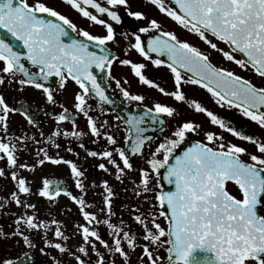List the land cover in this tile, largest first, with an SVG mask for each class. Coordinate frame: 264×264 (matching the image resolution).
<instances>
[{
  "label": "snow or ice",
  "instance_id": "snow-or-ice-1",
  "mask_svg": "<svg viewBox=\"0 0 264 264\" xmlns=\"http://www.w3.org/2000/svg\"><path fill=\"white\" fill-rule=\"evenodd\" d=\"M63 2L83 18L103 26L105 34L93 35L89 31L78 29L72 20L47 6L42 0H33L31 4L28 0H0V30L7 34L0 36V86L6 81L9 85H28L42 90L47 101L55 104L53 89L45 86L42 81L57 77L61 89L69 79L74 81L80 89L74 95V107L87 118L91 135L97 138L103 136L107 144L116 146L117 139L113 135L101 133L96 121L89 115L91 108L87 106L86 98L93 96L100 102L112 103L98 79L96 70L109 79H115L111 76V69L118 57L112 54L108 45L118 44L119 39L113 24L108 21L120 25L122 16L119 9L123 7L127 16L136 21L147 20L148 25L121 32L120 39L126 41L128 50H134L141 60L133 62L123 59L119 60V63L129 66L139 83L156 89L177 102L187 103L195 112L204 113L211 124L218 125L254 149L250 152L244 146L224 142L223 136L205 132L204 138L208 143L197 141L182 154H177L187 135L198 133L201 129V125L186 121L175 128L171 137H166L159 143L150 158L145 161L147 168L134 169L132 157H143L149 142L153 140L152 136L145 135L148 130L144 127L146 122L163 126L165 121L161 117H173L176 109L157 102L146 108L142 115H130L125 121L128 125L125 147L116 146L102 152L88 151L87 154L104 159L108 165L115 168L117 181L122 182L121 178L127 172H139V183L134 182L135 188L138 189L135 194L143 195L145 201L150 199V207L155 210L133 217L142 228L144 243L137 244L136 237L129 231H124L122 227L110 223L109 219H104L102 223L110 230L113 243L110 245L104 240L94 227L77 225L83 240V246L79 247L78 252L87 257L86 246H89L97 257L96 264H105L104 256L96 251V244L92 239L94 238L109 253L119 254L124 264H129L130 260V254L124 247L125 242L127 248L132 251L137 247L141 248L140 264H264V140H258L232 128L225 120L195 100L188 103L182 91L185 84L199 85L215 98L216 104L237 109L264 130V0H149L160 13L170 17L189 32L195 33L212 50L221 52L225 59L234 61L241 69L254 70L261 78L260 85L230 70L214 66L208 54L179 40L172 32L163 31L157 20H149L142 12L131 11L129 0H104L103 4L100 0ZM69 30L83 39L73 38ZM149 33L153 35L145 45L141 34ZM209 35L217 42L209 39ZM130 36L132 40H129ZM218 43L228 46L231 52L218 47ZM21 46L26 52L17 50ZM93 46L98 52L91 50ZM153 53L160 57L166 56L170 61L166 66L174 79V90L171 92L144 74L143 70L149 63L157 67L164 64L163 60L154 59ZM234 54H239L241 58L236 59ZM25 61L36 71L26 67ZM181 70L191 75L185 78ZM125 83L128 81L125 80ZM115 84L126 101L144 102L143 95L131 94L121 86L120 80H115ZM60 107L63 111L55 117L57 124L71 119L68 109L62 104ZM17 111L19 109L9 106L4 95L0 93V132L3 133V136H0V161H6L7 167L11 169V180L16 188L10 193V198L0 203V208L7 207L11 202L25 210L16 216L13 221L15 227L11 233H5L0 227V239L19 237L17 244L22 240L25 246L34 248L35 244L25 234V230L37 231L42 233L45 247L71 255L76 264H91L90 260L71 252L64 243H54L47 239L53 226V235L57 240L66 242L68 237L61 230L60 221L38 219L37 205L20 198V194L28 197L33 195V192L30 182L21 177L18 170L35 171V168L19 162L18 153L24 148H18L17 141L21 145H25L26 140L37 144L39 141H36L35 137L9 134L10 115ZM25 118L29 124L33 123L26 114ZM72 123L73 131H61L57 128L47 137L45 143L59 149L60 144L56 137L79 139L83 133L75 130V120ZM106 124L107 121H104L101 126ZM79 146L84 147L83 144ZM66 150L73 152L71 146ZM36 155L40 157V166L46 161L53 165H67L75 180V187L81 193L85 192L80 179L84 173L75 163L63 158H53L43 147L36 149ZM114 155L118 156L120 163ZM245 156L247 160L243 159ZM98 167L104 172L109 170L105 163H100ZM5 174V169L0 168V177ZM153 178L156 180L154 187L150 186ZM161 180L172 186V190L165 191ZM103 188L106 193L105 208L101 211L111 217L114 215L112 198L116 194L107 181L103 182ZM34 194L46 199L50 204L61 195L69 197L78 205L87 225L101 223L94 213L86 211L90 205L86 204L82 196H74L62 188L58 181L42 178L40 187ZM29 209L33 214H28ZM133 211L139 212V208H134ZM159 218L166 221V227L161 226ZM45 247H42L40 252L47 255ZM160 249L164 250L166 256L158 254ZM26 260L30 261L28 253L17 259L5 258L0 264H25ZM52 260L53 264H61L56 257H52ZM112 264H115V261H112Z\"/></svg>",
  "mask_w": 264,
  "mask_h": 264
},
{
  "label": "flooded vegetation",
  "instance_id": "flooded-vegetation-1",
  "mask_svg": "<svg viewBox=\"0 0 264 264\" xmlns=\"http://www.w3.org/2000/svg\"><path fill=\"white\" fill-rule=\"evenodd\" d=\"M28 2L31 4L33 3V0H28ZM42 2L67 16L73 21V23L76 24L78 29L89 31L93 35L105 34L103 26L95 25L93 22L83 18L69 5L65 4L63 0H42ZM100 2L103 4L104 0H100ZM129 3L131 5V11L142 12L149 20H157L161 24L163 31L172 32L179 40L187 42L198 48L201 52L208 54L209 59L214 66L230 70L234 74L239 75L244 79H248L254 84H261V78L255 74L254 70L241 69L239 65L234 63V61H228L223 57L221 52L212 50L207 44L200 40L195 33L189 32L187 29L172 21L170 17H166L164 14L160 13L159 10L149 2V0H129ZM119 14L122 16V23L120 25H116L115 22L108 21L113 24L117 38L119 39L118 44L108 45L112 54L118 57V60L113 63L111 69V76L115 79H109L105 74H100L98 70H96L98 79L100 80L101 85L105 88L106 94L110 97L112 103H104L105 106H103L98 98H94L93 96L87 97V106H90L91 108L89 115L96 121L97 127L100 128L101 133L113 135L118 141L116 146L125 147V139L128 128L125 121L130 115H142L146 108L152 107V105L157 102L176 109V114L173 117H161L165 121L163 126L159 124H152L150 121L146 122L144 127L148 130L145 135L152 136L153 140L149 142V147H147L143 157H132L134 169L147 168L148 165L145 161L150 158L151 153L155 151V148L159 145V143L163 142L166 137H171L175 128L182 122L186 121H191L201 125V129L198 133L188 134L185 142L200 141L208 143V141L204 138V133L212 132L217 136H223L224 142L226 143H234L248 148L250 152L253 151L254 149L247 142L233 137L231 133L219 128L218 125L211 124L210 119L204 113H197L194 108L189 107L187 103L177 102L172 97L164 96L158 90L139 83L138 78H136L131 72L130 67L119 63V60L123 59H130L133 62L141 60L139 55L134 50H128L127 42L120 39L121 32L132 31L138 27L148 25L147 20L136 21L134 18L127 16L126 10L123 7L119 9ZM104 19L106 21L108 20L107 17H104ZM69 32L70 36L73 38L83 39V37H79L77 33H72L71 30H69ZM6 35L7 34L4 30H0V36ZM152 35V33L141 34L145 45L147 40L151 38ZM7 38L11 39V37ZM132 39L133 38L130 36L129 40ZM209 39L213 42H217L215 38L210 35ZM218 47L224 51L231 52V49L223 43H218ZM17 50L26 52V49H23L22 46ZM91 50L98 52V49L94 46ZM234 55L236 59L241 58L239 54ZM152 57L154 59L163 60L164 64L157 67L149 63L148 67L143 70L144 74L149 79L158 83L165 90L169 92L173 91L174 79L171 71L166 66L170 61L167 60L166 56L160 57L155 53L152 54ZM24 63L25 66L29 67L32 71H36V69L32 68L28 62L25 61ZM181 72L185 78L190 76L183 70H181ZM115 80H120L121 86L126 88L131 94L143 95L145 97L144 102L126 101L119 89L116 87ZM125 80H127L128 83H125ZM42 83L53 89V95L56 100L55 104L47 101L42 90L35 89L34 87L28 85L21 86L16 83L9 85L6 81L4 85L0 86V93L4 95V98L9 106L19 109V111L10 115L9 134L35 137L36 141H39L37 144L31 140H26V147L17 141V147L24 148L23 151L18 153L20 157L19 162L27 163L30 167L35 168V171H29L27 169L18 170L19 175L30 182V187L33 192V195L28 197L20 194L21 200H26L29 203L37 205L38 212L36 215L38 219H56L60 221L61 230L68 237L66 242L57 240L53 235L55 228V226H53L52 230L48 232L47 239L53 241L54 243H64L71 252L81 255V257L85 260H90L91 264H96L97 259L95 252L91 249V247L86 246L88 247L87 257L78 252L79 247L83 246V240L76 227L77 225L94 227L100 236L111 245L113 243V239L109 234L110 230L102 223L104 219H109L110 223L116 225L117 227H122L124 231H129L131 235L136 237L137 244L144 243L142 239V228L134 221L133 217L134 215L145 214L149 211L155 210L150 207L152 203L150 199L145 201L143 195L137 196L135 194L138 189L135 188L134 182L136 184L139 183V172H127L126 175L122 176V182L117 181L115 178V168L108 165L106 160L99 157H91L87 154L88 151L102 152L104 150H111L116 146L107 144L106 139L103 136L97 138L91 135L87 126V118L84 117L82 113L77 112L74 107V95L80 91L74 81L69 79L63 89L59 87L60 81L57 77H52L49 81H42ZM182 91H184L188 103L195 100L207 110L225 120L226 124L230 125L232 128L247 135H252L258 140H264V130H261L255 122L243 116L235 108H229L226 105L221 107L216 104L215 98L212 97L206 89L201 88L199 85L185 84L182 86ZM61 104L68 109L71 119L57 124L55 117L63 111L60 107ZM25 114L32 119V124L27 122ZM117 117H120V119L118 120ZM73 120H75L77 125L75 130L83 133L79 139L75 137H56V141L60 144L59 149L55 148L52 144L45 143L47 137L50 136L57 128L61 131H73ZM104 121H107V124L101 126ZM0 136H3L2 132H0ZM184 143L177 150V154L182 149ZM80 144H83L84 147L81 148L79 146ZM69 146L72 147L73 152H68L66 150ZM41 147L45 148L49 155L53 158L70 160L77 165V167L84 173V176L80 178L85 188L84 193H81L80 190L75 187V180L73 179L71 170L67 165H53L47 161L43 166L38 164V159L40 157L36 155V149ZM114 158L117 159L118 163H120L118 156L114 155ZM243 159L247 160V156L243 157ZM100 163L106 164L109 169L108 172H104L98 167ZM0 168H4L6 173L4 177H0V203H2L4 199L10 198V193L15 191L16 188L15 183L11 180V169L7 167L6 161H0ZM161 171L163 172V170ZM44 177L53 181H58L62 188L71 192L74 196H77L78 198L82 196L86 204L90 205L86 208V211L94 213L101 223L87 225V222L84 221L83 216L79 211L78 205H76L69 197L61 195L55 202L50 204L46 199L35 195L34 193L37 192L40 187L41 179ZM104 181L108 182L109 186L116 194L112 198V211L114 212V215L111 217H108L105 212L101 211V209L105 208L104 196L106 193L103 188ZM155 183L156 180L153 178L150 186L154 187ZM93 184L95 187H93ZM161 186L164 188L162 180ZM148 195L151 196V194ZM134 208H139V212H134ZM68 209H71V211H68ZM24 211V209L18 208L11 202L8 203L7 207L0 208V227L3 228L5 233H11L13 231L15 227L13 221L16 219V216L20 215ZM27 212L28 214H33L31 209L27 210ZM13 213L15 215H13ZM158 222L163 227L167 226L166 221L163 218H159ZM25 234L33 241L35 247L28 248L23 244L22 240L19 244H17L16 241L20 239L19 237H13L12 239H0V261L5 258L17 259L23 257L24 253H28L30 261L26 260L25 264H53L52 257H56L60 260L61 264H76L71 255L61 254L55 249L45 247L42 233L25 230ZM92 239L96 244V251H99L100 254L104 256L105 264H112V261H115V264H124L123 258L120 257L119 254L109 253V251L100 245L98 241H95L94 238ZM42 247H45L47 255L40 252ZM124 247L130 254L129 264H140L139 257L142 255L141 248L137 247L135 251H132L127 248L126 242ZM158 254L162 257L166 256L163 249H160Z\"/></svg>",
  "mask_w": 264,
  "mask_h": 264
},
{
  "label": "water",
  "instance_id": "water-1",
  "mask_svg": "<svg viewBox=\"0 0 264 264\" xmlns=\"http://www.w3.org/2000/svg\"><path fill=\"white\" fill-rule=\"evenodd\" d=\"M190 74H191V73H190ZM191 145H192V143H186V144L183 146V148H182V150H181V152H180L179 154H182V152H183L184 150H186L188 147H191ZM164 185H165V188H164L165 191L172 190V186L168 185L166 181H164Z\"/></svg>",
  "mask_w": 264,
  "mask_h": 264
}]
</instances>
